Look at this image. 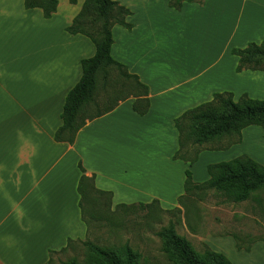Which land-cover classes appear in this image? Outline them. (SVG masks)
I'll return each mask as SVG.
<instances>
[{
    "label": "crops",
    "instance_id": "crops-1",
    "mask_svg": "<svg viewBox=\"0 0 264 264\" xmlns=\"http://www.w3.org/2000/svg\"><path fill=\"white\" fill-rule=\"evenodd\" d=\"M114 1L131 11L127 22L134 28H114L112 57L148 87L151 107L140 116L134 99L120 102L69 145L55 135L66 98L82 79L81 62L96 48L83 35L35 20L41 11L24 10V0H0V264H47L69 240L88 238L79 207L80 164L97 190L113 193L112 207L156 198L162 209L176 208L184 186L175 201L165 192L152 196L151 174L159 173L152 155L164 153L170 170L182 172L184 165L172 161L179 150L174 121L221 91L222 80L236 72L233 49L264 41V0H239L241 14L232 21L214 0L186 3L180 12L169 8L170 0ZM82 5L74 6L81 11ZM30 18L37 22L29 25ZM162 26L165 34L157 32ZM152 35H164L174 52L152 53ZM154 141L160 142L157 153ZM135 173L144 179L136 181ZM205 175L196 181L206 182Z\"/></svg>",
    "mask_w": 264,
    "mask_h": 264
},
{
    "label": "trees",
    "instance_id": "trees-1",
    "mask_svg": "<svg viewBox=\"0 0 264 264\" xmlns=\"http://www.w3.org/2000/svg\"><path fill=\"white\" fill-rule=\"evenodd\" d=\"M61 0H24L26 10L38 9L43 12L46 20L57 13ZM71 5L83 2L82 9L68 32L72 36L88 37L96 48L93 58L83 60L82 79L68 94L61 116L62 127L57 131L55 140L59 143L73 145L78 133L94 119L112 112L120 102L134 99V111L145 116L149 113L151 103L149 89L139 77L130 74L125 65L112 57L114 46L113 30L121 26L128 31L133 25L127 19L133 14L125 6L114 0H67ZM205 0H170L169 8L180 12L184 4L204 5ZM232 56L238 58L236 73L245 71L264 72V41L261 44L251 43L244 49H233ZM113 79V81L111 80ZM100 80L107 85L113 82L115 93L124 97L104 111L93 112L97 105V93ZM118 86V87H116ZM175 128L179 134V150L174 160L188 163L191 166L198 162L203 150L227 151L233 146L242 144V134L250 127H259L264 131V100H255L247 94L237 100L233 93H217L212 101L186 111L175 121ZM228 141L225 147L211 148ZM195 149V151L190 150ZM82 177L78 185L80 195L81 218L90 232L94 223H113L114 216L120 209L139 208L150 211L159 202L152 204L121 205L115 210L112 207L113 193L96 189L94 178H88L86 171L80 164ZM209 179L196 184L192 173L186 172L185 195L179 199V204L187 194L194 191L214 190L234 204H241L251 200H259L264 191V166L248 156H240L228 162H222L207 167ZM176 210V209H175ZM158 237L162 241V251L171 264H233L225 255L214 252L209 248L201 253L196 252L193 245L175 230L170 224L161 230ZM81 243L86 249L83 263L73 259L63 264H141L142 256L129 244L121 247L102 248L86 239L85 241H68L67 246L59 253L65 252L71 246ZM238 250H242L237 245ZM250 252L251 249H246ZM51 252L47 264H53Z\"/></svg>",
    "mask_w": 264,
    "mask_h": 264
},
{
    "label": "rangeland",
    "instance_id": "rangeland-1",
    "mask_svg": "<svg viewBox=\"0 0 264 264\" xmlns=\"http://www.w3.org/2000/svg\"><path fill=\"white\" fill-rule=\"evenodd\" d=\"M214 1L220 5L221 10L225 11L226 15L230 16L231 21L241 14L242 4L239 0ZM60 2L64 4L59 10V15H55V18L46 20L41 11L38 13L41 17L39 16L35 20L57 24L62 28L64 34L72 37L68 32V28L72 26L79 15H77L79 9H76L74 5H70L67 0H61ZM6 4L10 5V3ZM24 10H26L25 7ZM245 19L246 17L238 25L244 24ZM35 20H31L32 22L29 25L35 24L33 23V21L37 22ZM165 30V27L162 26L157 29V32L165 34ZM154 36L152 35V53L174 52L175 44L169 46L165 42L168 40L165 39L164 35L157 40ZM86 39L91 47L95 48L93 42L88 37ZM87 56L84 57L89 58ZM225 64L230 65L228 61H225ZM235 73H231V76L222 80V83H226L225 85L229 88L221 85V91L217 93H233L236 100L244 94L255 100H264V72L245 71L241 74ZM111 80L113 81V79ZM112 87L113 82L110 81L109 84L104 85V82L100 80L97 105L92 109L94 113L106 110L124 97L115 93ZM249 129H247L249 130L246 132L247 134L244 136L242 134L243 146L235 145L239 149L233 146L227 151L203 150L202 157L200 160L198 159V165H193H196L195 167L181 161L176 162L184 165L181 168L182 172L177 173H173L168 167L169 162H165L167 159L165 154L158 152V143L160 142L154 141L152 147L158 153L156 157L152 155V168L155 162L159 166L155 170L159 173L154 174L155 171H153L151 174L152 186L155 188L152 189V196L156 195L155 191L157 195L165 192L168 198L172 200L180 192V189L183 190V186L185 187L187 171L192 173L194 182L198 184L201 182L196 180H201L204 173L207 175L209 165L231 161L238 154L239 156L240 154L241 156H248L264 166V131L259 127H250ZM227 144L228 141L224 140L220 144L211 146V148L225 147ZM195 149L197 150V148H190L192 151H195ZM169 172H172V174L169 175ZM132 176L136 181L143 180L145 177L143 173H135ZM171 178L173 182L170 181ZM171 200L170 203H172ZM154 201H156V198L152 199V203ZM144 203L139 202L138 204ZM176 203L177 207L172 210H164L169 206L163 205V211L157 206L150 211H142L139 208L120 209L113 217L112 225L106 222L92 224L87 239L102 248L121 247L129 244L141 254V264H171L162 251V241L158 234L162 229L173 224L177 233L186 238L198 253L203 252L207 247L214 252L225 255L233 264H264V191L260 193L257 202L251 200L234 204L214 190H197L187 194L181 204H179V201H176ZM120 204L114 205L113 210L117 206H121ZM237 245L242 250H238ZM248 248L251 249L250 252L246 251ZM85 255L86 249L81 243H78L65 252L53 255V264H63L73 259L83 263Z\"/></svg>",
    "mask_w": 264,
    "mask_h": 264
}]
</instances>
